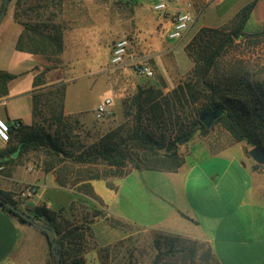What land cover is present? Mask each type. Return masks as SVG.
Listing matches in <instances>:
<instances>
[{
    "label": "trees",
    "instance_id": "trees-1",
    "mask_svg": "<svg viewBox=\"0 0 264 264\" xmlns=\"http://www.w3.org/2000/svg\"><path fill=\"white\" fill-rule=\"evenodd\" d=\"M28 1L16 0L14 17L24 27L16 48L42 54L55 63L44 67L35 76L34 84L39 85L45 82L47 71L57 67L64 51V26L55 21L56 12L50 9L49 3H41L42 0L27 7L39 12L36 21L22 20L19 7ZM255 4L256 0L250 1L238 11L230 30L201 27L185 46L193 60L191 72L169 91H165L162 85H138L133 95L122 100L124 120L89 143L82 141L74 131L80 119L65 113L67 81L38 88L33 95V121L30 125L21 121H18L21 123L19 127L11 125L10 139L6 147L0 149V165L13 163L14 153L23 155L41 151L44 170L54 171L62 184L72 179L123 176L134 169L173 171L185 161L179 152L180 144L194 139L197 132L207 134L216 123H221L235 140L246 141L251 147L259 146L264 151V63H250L242 58L226 63L228 68L221 63L235 44V34H240L241 38L264 35V30L256 33L244 31ZM16 77L17 74L0 69V98L8 94L9 82ZM215 105L223 110L214 124L207 127L200 115ZM0 195L3 210L22 222L36 227L43 224L53 230L59 241L61 264H67L68 249L78 244L77 240L84 239L90 230L89 227L72 225L62 217L61 211L51 210L45 204L35 207L29 221L17 210L22 209L13 192L0 188ZM99 214L94 213L95 216ZM38 228L46 235L50 247L46 264H56L48 234L45 229ZM153 233L164 238L163 241L155 238L157 257H176L172 264H201L196 258V249L188 254L184 245L179 244L183 236ZM125 241L128 239L119 242ZM111 249L109 245L100 251ZM207 251L211 256L210 249ZM71 264L82 263L73 260Z\"/></svg>",
    "mask_w": 264,
    "mask_h": 264
},
{
    "label": "crops",
    "instance_id": "crops-1",
    "mask_svg": "<svg viewBox=\"0 0 264 264\" xmlns=\"http://www.w3.org/2000/svg\"><path fill=\"white\" fill-rule=\"evenodd\" d=\"M208 1L194 0L196 4L201 3V7ZM250 1L253 0L231 11L225 23L210 27L230 30L238 11ZM63 6L68 5L65 3ZM167 19L171 22L170 16ZM251 21L258 27L257 29L248 28ZM23 29V25L14 18V9L6 21L2 16L0 69L17 74V77L9 82L8 94L0 99V104L6 105V117L0 114L2 119L7 122L21 121L25 125H30L32 122L28 124L24 122L27 118L23 114H17L20 105H15L18 109L9 108L7 105L13 102L14 98L27 94L32 103L33 121L34 92L45 84L62 80L67 81L65 113L76 116L83 123L85 110L77 106L72 107L74 101L82 98L81 93L101 89L99 91L105 94L93 107L95 117L98 104L105 98H111L114 103L115 96L111 95L110 86L106 83L108 74L105 76L101 73H85L82 76H75V55L90 57L85 44L88 41V37L85 40L88 34L87 27L64 30L65 47L61 57L65 62H69L70 68L66 71L61 70L62 67L47 71L45 82L39 85L34 84V78L50 61L42 54L16 48ZM263 30L264 9L261 0H256L244 31L256 33ZM165 90H168V87H165ZM10 98L11 101H8ZM30 106L28 104L29 108ZM197 142L199 146H203L205 152L195 153L197 147L194 144L185 155L184 163L173 171L134 169L123 176L112 175L90 180L72 179L66 184L58 181L54 171L44 170L42 161L30 155L32 151L23 155L14 153L13 163L0 165V188L13 192L19 207L31 216L37 205L45 204L51 210L61 211L65 219L76 217L72 225L86 224L90 228L91 238L98 247L129 239L144 230L167 232L197 240L210 249L211 256L219 264H264V166L249 154L252 147L246 141H237L230 133L218 140L204 138L195 143ZM7 143L8 141L0 140V149L6 147ZM257 163L259 166H255ZM146 171H155L159 174L155 177L157 183L148 179L149 183L151 181L153 184L148 189L152 200L142 197L145 200L142 202V208L147 206L146 209L154 215H145L142 209L144 213L135 216L122 211L114 213L106 202L108 190L101 188L102 185L98 187L97 183L104 181L109 188H116L118 198L124 195L125 201L130 203L133 202L134 194L129 196L124 191L123 184H119L117 188L113 181L129 180L134 173L141 174L140 172ZM136 178L141 185V179ZM29 185L36 186L35 195L31 199L21 198L20 192ZM49 188L69 189L73 194L72 200L60 204L59 210H56L51 204L52 200L46 195ZM142 188L143 185L140 188L138 186L135 192ZM134 205L140 209L139 201ZM95 212L101 214L95 216ZM83 215L89 220L81 219ZM100 222H107L113 230L116 228L119 230L112 240L96 241L91 228ZM49 256L50 247L46 235L35 225L20 221L0 207V264H46Z\"/></svg>",
    "mask_w": 264,
    "mask_h": 264
},
{
    "label": "rangeland",
    "instance_id": "rangeland-1",
    "mask_svg": "<svg viewBox=\"0 0 264 264\" xmlns=\"http://www.w3.org/2000/svg\"><path fill=\"white\" fill-rule=\"evenodd\" d=\"M5 1L6 4L0 19L3 16V19L6 21L12 9H14L15 14L16 0ZM248 1L209 0L198 12L194 23L184 37L181 39H173L169 37L171 22H168L167 14L155 12L152 9L153 0H61L57 2L42 0L41 3H49L50 9L56 12L55 21L62 23L64 30L66 28L83 29L87 27L88 34L85 40L88 37V41L85 44L90 53V57L85 58L80 54L75 55V76H82L85 73H101L105 76L108 74L109 78L106 83L110 86L111 95L115 96L113 98L114 103L112 102L114 105L110 106V112L98 118L97 116L95 117L93 107L105 94L99 91L101 89L81 93L82 98L74 101L72 107L77 106V108H83L85 110V123L80 119V124L74 130L75 133L79 134L78 136H80L82 141L89 143L97 135L104 134L111 128L117 126L124 120L122 100L133 95L138 85H162L164 89L168 87V90L165 91L171 90L193 68V60L188 55L185 46L195 33L203 26H217L218 24L225 23L228 21L231 11L239 8V6H242ZM3 2L4 0H0V10ZM37 2L38 0H29L19 7L18 12L22 20L36 21L35 19L39 12L29 10L27 7ZM65 3H67V7L63 6ZM198 6H201V3H198ZM261 6L264 9V0H261ZM226 8L228 10H225ZM61 14L63 15L61 16ZM248 28L254 30L258 27L254 26L251 21ZM238 35L239 38H235L234 46L223 57L221 63L225 65L229 61L239 60L241 58L250 63L254 61L263 63L264 35L259 38H247V36L241 38L240 34ZM122 37H128L130 39L129 51L136 60L149 63L154 68V76L146 77L139 74L130 62V58L123 65H111L113 46ZM54 64V62L50 61L48 65ZM69 66V62H65L60 56L57 67L55 68L62 67L61 70L66 71L70 68ZM225 66L228 68L227 65ZM11 99L8 101H11ZM28 104L31 105L30 108ZM15 105H20L19 109ZM7 106L18 109L17 114H23L27 118L24 121L25 123L32 122V103L27 94L14 98L13 102H10ZM0 114L6 117L5 104H0ZM226 135H229L227 130L225 131L221 123H216L209 133L201 135L197 132L194 139L185 144H180L179 152L185 157L191 146L196 144L195 146L197 148H195V153L202 154L205 152L202 149L203 146H199L198 142L195 143L196 141H202L204 138L218 140L222 136L226 137ZM225 142L226 139H224ZM30 155L37 157L39 161L43 160V153L41 151H32ZM140 173H134L129 180L121 182L120 179H116L113 181L117 185V188L119 184H123L124 191L129 196L134 194L133 202L130 203L125 201L124 195L118 198L119 194L116 188H109L104 181L97 183L98 187L102 185L101 188H106V191L108 190V200L106 202L114 213L118 214L122 211L131 216H135L145 212V215H154V213L152 214L146 209L147 206L142 208V202L145 201L142 197H148L147 199L152 200L151 193L148 189L153 185L151 181L154 183L158 182L155 177H158L159 174L155 171ZM135 177H137V180L141 179L140 181L142 182L140 183L143 185V188L137 193L135 191L141 185L139 181L135 180ZM148 179H151L150 183ZM121 193L123 194V191ZM46 195L52 200L51 204L56 210H59L60 207L58 206L60 204L72 200L71 197L73 196L67 188H49ZM20 197L24 198L21 194ZM36 200L37 198H35ZM26 201L31 203L29 200ZM137 201L140 202V209L134 205ZM143 204L145 205V203ZM148 205H151V203H148ZM86 218L89 220L84 215L81 219L87 221ZM66 220L73 224L76 221V217H71V219ZM76 226L88 227L84 223L81 225L76 224ZM91 229L98 242L112 240L116 236L117 231H119L117 228L113 230L107 222L95 224ZM155 238L160 241L164 239L162 236L158 237L155 233L144 230L139 234L131 236L125 243L116 241L113 244H109L112 247L109 251H100L101 248L109 245L96 246L95 241L91 238V231L87 230L84 239L77 240L78 244L72 245L68 249L69 255L66 257L67 264H71L73 260L81 261L84 264H172L176 257L174 259L170 255H165L162 258L157 257L158 251L155 246ZM179 244L184 245L188 254L193 249H196V258L201 264H219L216 259L208 254L207 248L197 240L182 238ZM162 247L166 249L164 244H162ZM181 255H183V252Z\"/></svg>",
    "mask_w": 264,
    "mask_h": 264
},
{
    "label": "built area",
    "instance_id": "built-area-1",
    "mask_svg": "<svg viewBox=\"0 0 264 264\" xmlns=\"http://www.w3.org/2000/svg\"><path fill=\"white\" fill-rule=\"evenodd\" d=\"M202 7L196 6L194 0H153L152 9L161 14H167L171 17V28L169 30V37L173 39H181L194 23L198 12ZM130 39L128 37H122L118 39L112 49L111 53V65L120 66L127 62L130 58V62L134 65L137 72L146 77L154 76V68L145 62H141L133 57V54L129 51ZM112 105L111 98H105L100 102L96 108V116L101 118L110 112V106ZM15 124L16 127L21 125L20 122H7L0 117V140L9 141L11 125ZM36 193V186L29 185L22 189L21 196L26 199H31Z\"/></svg>",
    "mask_w": 264,
    "mask_h": 264
},
{
    "label": "water",
    "instance_id": "water-1",
    "mask_svg": "<svg viewBox=\"0 0 264 264\" xmlns=\"http://www.w3.org/2000/svg\"><path fill=\"white\" fill-rule=\"evenodd\" d=\"M235 38H239V35L235 34ZM222 110L223 109L219 105H215L211 109L201 113L200 120L207 127H211L214 124V122L216 121V119L219 117V115L221 114ZM249 154L258 163H260L261 165L264 166V151L259 146L252 147L249 150ZM0 204H1V195H0ZM17 210L22 215H24L29 221L32 220V216H30L28 213L20 210L19 208H17ZM38 227L46 230L48 237H49V240L51 242L52 249H53L55 256H56V264H61V254L59 251V241L56 238V235L54 234L53 230L50 227H47L43 224H38Z\"/></svg>",
    "mask_w": 264,
    "mask_h": 264
}]
</instances>
